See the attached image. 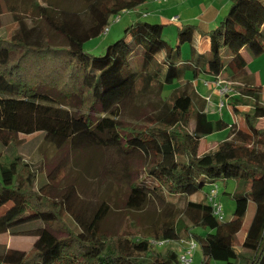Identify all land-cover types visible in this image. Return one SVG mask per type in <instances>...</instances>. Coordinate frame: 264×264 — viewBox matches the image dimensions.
I'll return each mask as SVG.
<instances>
[{
  "label": "trees",
  "instance_id": "1",
  "mask_svg": "<svg viewBox=\"0 0 264 264\" xmlns=\"http://www.w3.org/2000/svg\"><path fill=\"white\" fill-rule=\"evenodd\" d=\"M4 1L7 5L9 0ZM146 2L85 0L80 13L36 2L29 16L16 17L18 28L11 38L0 37V142L7 148L18 144L20 134L42 133L43 142L58 151L115 152L127 186L126 208L142 210L156 199L166 216L147 236L134 226L132 233L107 236L101 225L108 205L86 220L72 208L69 196L58 203L48 196L56 192L65 162L51 167L36 191L37 171L18 156L0 166V211L8 207L0 214V235L35 237L36 242L28 253L0 246V264H180L178 252L168 247L161 254L152 243L169 246L183 232L201 246L203 264H264L263 90L242 55L243 50L253 59L264 54V0H231L227 15L209 32L190 24L177 27L176 49L163 38L167 26L137 21L104 56L85 53V44L103 35L112 17ZM3 13L0 0V28ZM30 20L46 24L66 45L52 44ZM197 34L210 39L208 53L197 51ZM186 45L188 59L182 51ZM188 74L241 83L240 98L230 106L234 112L248 106L245 130L211 120L206 99L188 90L177 88L162 98L166 86L185 81ZM149 95L161 101L147 119L152 128H130L125 119L129 106ZM227 128L228 140L199 154L203 137ZM134 159L137 165L131 164ZM222 181L237 186L233 218L218 219L207 198L210 191L206 203H187L192 228L206 231L194 235L167 198L192 197ZM251 204L255 211L239 252L237 240ZM66 213L78 230L63 222Z\"/></svg>",
  "mask_w": 264,
  "mask_h": 264
},
{
  "label": "rangeland",
  "instance_id": "2",
  "mask_svg": "<svg viewBox=\"0 0 264 264\" xmlns=\"http://www.w3.org/2000/svg\"><path fill=\"white\" fill-rule=\"evenodd\" d=\"M153 1L158 2V0H148L147 3H152ZM177 1L178 3H176ZM185 0H171L170 3L173 5L179 4L181 8L182 3ZM36 2L43 5L48 3L54 5L56 8L61 10H66L70 12H84L85 10V0H9L8 4L3 0L4 13L2 16V25L0 28V37L11 38L13 32L18 28V24L15 23L16 17H26L29 16L27 12L33 11ZM162 3V2H161ZM160 3V4H161ZM169 3V4H170ZM137 10V9H136ZM139 10V8H138ZM140 11V10H139ZM145 10L143 9V12ZM122 12L120 20L117 17H112L109 23V32L107 34L103 33L98 38H95L87 42L84 46L85 53L90 57H101L106 54L109 46L113 45L117 41L123 39L126 36V29L132 25V22L139 17L135 11L132 12ZM150 12H153L151 9ZM149 13V12H148ZM147 13V14H148ZM146 16V15H145ZM154 23L155 21L139 19L138 21ZM30 26L38 25L39 29L45 31L52 44L55 46L63 47L66 42L63 38L56 36L44 23L30 20ZM178 22V21H177ZM213 28V27H211ZM169 28L166 27L163 32V38L176 49L177 41H171L168 39ZM183 55L185 59L190 56V47L188 45L184 46ZM250 68L254 72L259 74L264 72V54L256 60L250 62ZM192 80H195L193 78ZM207 80V81H206ZM222 80L221 86L228 87L230 92L225 96H214L213 95V80L205 79L201 76L197 80V88L195 89L191 82L182 81L176 83L175 85L166 86L165 92L162 94V98L166 99L171 97L173 91L177 88L185 89L191 92L193 95H199L202 98H206L207 108L206 111L209 114L211 120H217L221 116L225 118V121L229 124L235 121H242V114L234 112L230 106L232 99L240 98L238 94L237 87L242 86L241 83L232 81L224 76L220 77ZM210 81V82H209ZM158 95H149L148 97L135 100L125 114V119L130 128H135L139 130H148L152 128V125L147 122L148 117L154 111L153 105L159 104ZM244 103V100H243ZM240 112L249 111L248 106H239ZM260 127H264V121L259 123ZM193 128H191L192 130ZM242 130H245L244 125L241 126ZM231 135L230 128H227L221 132H216L213 135L203 137L201 140V145L199 149L200 154H205L213 150V144H219L225 140H228ZM18 144H11L7 148L4 147L0 142V166L9 164L13 159L18 156L24 157V160L30 163L33 168L37 171V181L35 190L42 186V184L47 181L46 177L48 171L51 167L58 163L65 162V169L59 176L58 182L55 185V193L48 194V196L55 200V203L61 202L64 197H68L72 203V208L78 211L86 220H89L95 211L101 207L102 204H106L110 207L109 213L102 222L101 232L110 237H116L121 232L122 233H132L133 226L139 228L142 236H147L155 230V225L161 219H164L166 212L163 207L156 199H151L147 206L142 210H129L126 208L125 200L127 195L126 183L120 179L121 165L119 156L115 152L108 151H84L75 153L69 149L58 151L54 147L43 142V134L35 133L33 135L20 134L17 136ZM149 159V158H148ZM132 165H137V161L131 160ZM1 182V173H0ZM151 183V181H149ZM218 198L217 202L223 207L226 221L233 218L235 211V201L232 196L236 193V183L235 181L228 182H218ZM71 189H74L72 193ZM211 191L210 186H206L203 191L198 195L192 197H168L167 200L171 203V208L173 212L177 213L182 219L185 225L191 230L194 235L200 236L206 233L201 228H192V224L188 219L185 210L188 201L198 202L202 201L206 203V194ZM8 207L0 211L3 213ZM254 205L251 204L249 212L244 224V230L239 234L237 240V250L240 252L241 243L245 238V233L250 226L254 215ZM63 222L67 225L69 229L78 230V227L72 220V218L66 213L63 217ZM180 225V228H183ZM32 226L30 228H33ZM26 230V228L24 229ZM182 233V232H181ZM4 236V235H3ZM11 240V239H10ZM188 232H183L181 234V239L175 242L169 243V246L162 245L158 246V252L165 254L168 247L176 252H180L185 248V243L182 241H190ZM6 241V240H5ZM35 239H17L14 244L25 251L30 252L32 250ZM4 242L0 236V244ZM32 244V245H31ZM0 247V253H1ZM204 256L202 253V248L198 245L194 253V264H203ZM213 264V263H212Z\"/></svg>",
  "mask_w": 264,
  "mask_h": 264
},
{
  "label": "crops",
  "instance_id": "3",
  "mask_svg": "<svg viewBox=\"0 0 264 264\" xmlns=\"http://www.w3.org/2000/svg\"><path fill=\"white\" fill-rule=\"evenodd\" d=\"M170 1L171 0H168V1L162 2V3L159 1L158 2L153 1L152 3L146 2L144 5L139 7L140 11L138 10V8H137V10H135V11H138V12H136L137 14H139V12H140V14H139V17H136L137 19L135 21H133L132 24L137 22L139 19H146V20L155 21L154 23L165 25L169 28L167 36L171 42L177 38L176 28L181 26V25H189V24L195 25V26L199 27L204 32H209V31L213 30L214 28H216L219 25V23L227 15V13L231 7V4H232L231 0H185V1H183L182 5H181L182 7L179 8V4L173 5L172 3H170ZM175 2L178 3L177 1H175ZM143 9L145 10L144 12H143ZM151 9L153 10V12H150ZM132 12H134V10ZM172 19H177L178 22L177 21L172 22L171 21ZM138 22H141V20ZM211 27H213V28H211ZM195 43H196L197 51L199 53H202V54L208 53L209 47H210V39L208 37H203L200 34H197L195 36ZM242 55H243V57L247 63L249 74H251L255 77L256 86L262 87V90H263L262 98L264 101V72L262 71L261 74H259L258 72H255V71L253 72L250 68V62L253 60H256V59H253L248 54V52H246L244 50L242 51ZM201 76H204L205 79H212L213 80L212 82H213V95L214 96H218V97L225 96L222 93L225 86H223V85L219 86L218 85L219 79H215L213 77L206 76V75H201ZM201 76H199V78H196L195 80H192L193 79L192 76L188 74L186 76L185 81L191 82L193 84L192 86L194 88L195 87L197 88V80H199ZM203 99H206V98H203ZM234 100L235 99H232L231 101H234ZM232 110H233V108H232ZM244 112H246V111H244ZM244 112H240V108H239L238 113L244 115L243 114ZM242 119H243V124H242V121H240V120L235 121V122L233 121V122H231V124H229L225 121V118L222 116L220 118H218L217 120H214V121L223 120L224 122H226L230 126L237 125L238 128L241 129V126H243V125L245 128L244 116H242ZM262 121H264V119H262L260 122H262ZM263 128L264 127L259 126V129H263ZM216 146H217L216 143L213 144V150L216 148ZM198 195L199 194L195 195V198H197ZM0 236L2 237V240L4 241V242H2V244H0V246H5L6 249L19 250V251L27 252L24 250V248H21L19 246V244H18V246H16L14 244V242L17 239L22 240V239H32V238L35 239L34 243H32L33 246L36 242L35 237L11 236L10 234L4 235V236L0 235Z\"/></svg>",
  "mask_w": 264,
  "mask_h": 264
},
{
  "label": "built area",
  "instance_id": "4",
  "mask_svg": "<svg viewBox=\"0 0 264 264\" xmlns=\"http://www.w3.org/2000/svg\"><path fill=\"white\" fill-rule=\"evenodd\" d=\"M159 2H166L168 0H158ZM120 18L117 17V20L116 21H119ZM172 22H176L177 19H172L171 20ZM109 28L110 26H107L106 29L104 30V33L107 34L109 32ZM222 80H219L218 81V85L221 86L222 84ZM230 92L229 88L228 87H225L223 89V94L226 95ZM218 186L215 185L213 186L211 192L209 193V195L207 196L208 198V201L210 204L213 205V208H214V212H215V215L218 217V219H220L221 221H224L225 220V214H224V211H223V207L222 205H220V203L217 202V198H218ZM183 243H185V248L180 251L178 253V261L180 264H194V253L198 247V244L196 243L195 240H193L191 238L190 241H182ZM153 245L155 246H162L164 245L165 243H156V242H153L152 243Z\"/></svg>",
  "mask_w": 264,
  "mask_h": 264
}]
</instances>
